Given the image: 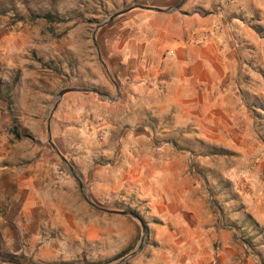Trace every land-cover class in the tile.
<instances>
[{
    "label": "rangeland",
    "instance_id": "rangeland-1",
    "mask_svg": "<svg viewBox=\"0 0 264 264\" xmlns=\"http://www.w3.org/2000/svg\"><path fill=\"white\" fill-rule=\"evenodd\" d=\"M133 1L0 0V260L114 264L144 229L123 264H264V0H186L170 40L227 52L177 72L167 48L139 91L104 59Z\"/></svg>",
    "mask_w": 264,
    "mask_h": 264
},
{
    "label": "crops",
    "instance_id": "crops-1",
    "mask_svg": "<svg viewBox=\"0 0 264 264\" xmlns=\"http://www.w3.org/2000/svg\"><path fill=\"white\" fill-rule=\"evenodd\" d=\"M150 1L151 0H135L127 7L132 9L122 14L124 16L121 19L126 20L129 24L132 20H134L136 30H141L140 35H137L136 33L135 37H132L130 36V32L128 33L127 30L122 27L116 34L122 36L118 41L120 42L118 47L119 52H108L104 58L107 62V60L111 57L116 56L114 55L115 53H118V64L120 66L116 67V69L112 71H115L118 76L119 74H125V78L123 79H127L126 73L129 72V81L132 80V82H134L138 91L147 88L154 90L155 86H149V84L146 83L153 76L156 83L164 82V78L167 76V68L164 67L165 65L163 64H168V60L165 59L163 62L162 51L167 48H170L169 54H174L171 59L177 72L179 70H184L185 68L187 70H195L198 65L201 66L206 64L203 60H201V53L204 54L203 52L212 54L213 56L217 55L216 52H219V54L227 52L225 48H219L214 42L207 44L203 48H198L193 44H187L185 41L180 42L176 39L170 40L175 35L181 37V39L183 38V34L185 33L184 28L186 27L185 19L187 17L183 18V24L185 25H176L178 19L179 21L181 20L180 18L176 19L168 13H158L134 7L136 5H141L166 9L178 3L174 4L176 0H168V2L158 3V5H155L150 4ZM199 18L201 20L203 19V17ZM171 24L173 27L170 26ZM132 29H134V26ZM174 31H176V33ZM168 42L169 44L166 45ZM124 57H128L130 59V65L128 64L129 69L127 71L123 68L124 65H121L124 64L122 60ZM108 66L111 68L110 64Z\"/></svg>",
    "mask_w": 264,
    "mask_h": 264
},
{
    "label": "water",
    "instance_id": "water-1",
    "mask_svg": "<svg viewBox=\"0 0 264 264\" xmlns=\"http://www.w3.org/2000/svg\"><path fill=\"white\" fill-rule=\"evenodd\" d=\"M186 2V0H181L180 2H178L177 4H175L174 6L170 7V8H166V9H162V8H157V7H147V6H141V5H136L134 6L135 8H140V9H144V10H150V11H154V12H158V13H175L177 11H179L184 3ZM132 8H127V9H124L122 11H119L117 13H115L114 15H112L110 18H108V20L106 22H111L112 20H114L116 17H118L119 15H122L124 13H126L127 11L131 10ZM101 25L98 26V28L100 27ZM97 28V29H98ZM92 41H93V44L96 48V51L98 53V47L96 46L95 44V34L93 35L92 37ZM99 57V55H98ZM100 58V57H99ZM104 68L106 70V73L107 75L109 76L110 80L113 82L115 88H116V91H117V95H119V89H118V86L116 85V82L113 80L111 74L109 73L108 69L106 68V66L104 65ZM70 92H85V93H96L98 95H101L103 97H107V94L104 93V92H101L99 90H97L96 88H67V89H64V90H61L58 95H57V99L58 101L62 98V96L66 93H70ZM48 141L50 143V145L52 146L53 150L56 152V154L60 157V159L62 160V162L66 165V167L68 168L70 174L73 176V178L76 180L79 188L81 190L84 189V186L79 178V176L76 174V172L74 171V169L68 164V162L66 161V159L61 155V153L59 152V150L56 148V146L53 144V142L51 141V138H50V132H49V128H48ZM103 211L107 212V213H112V214H118V215H128V216H133L131 213L127 212V211H111V210H104L102 209ZM145 238V231L143 229L142 231V236H141V239H140V242L136 248L135 251H133L132 253H130L128 256L122 258L121 260H119L118 262L114 263V264H123L125 263L129 258H131L142 246V243H143V240ZM0 262L2 263H7V264H22L20 262H17V261H13V260H7V259H2L0 260Z\"/></svg>",
    "mask_w": 264,
    "mask_h": 264
},
{
    "label": "trees",
    "instance_id": "trees-1",
    "mask_svg": "<svg viewBox=\"0 0 264 264\" xmlns=\"http://www.w3.org/2000/svg\"><path fill=\"white\" fill-rule=\"evenodd\" d=\"M43 18L44 19H46L47 21H54V19H55V16H53L52 14H46L45 16H43ZM145 244V242L143 243V245ZM128 253H125L124 255H122V256H119V258L118 259H120V258H122V257H124L125 255H127Z\"/></svg>",
    "mask_w": 264,
    "mask_h": 264
},
{
    "label": "flooded vegetation",
    "instance_id": "flooded-vegetation-1",
    "mask_svg": "<svg viewBox=\"0 0 264 264\" xmlns=\"http://www.w3.org/2000/svg\"><path fill=\"white\" fill-rule=\"evenodd\" d=\"M99 52V51H98ZM98 55H99V57H100V54L98 53ZM98 57V58H99ZM99 60H100V62H101V64L104 66L105 64L103 63V61L101 60V57L99 58Z\"/></svg>",
    "mask_w": 264,
    "mask_h": 264
},
{
    "label": "built area",
    "instance_id": "built-area-1",
    "mask_svg": "<svg viewBox=\"0 0 264 264\" xmlns=\"http://www.w3.org/2000/svg\"><path fill=\"white\" fill-rule=\"evenodd\" d=\"M218 30H216V32L213 31V34H217ZM171 56H174L173 53L170 54Z\"/></svg>",
    "mask_w": 264,
    "mask_h": 264
}]
</instances>
